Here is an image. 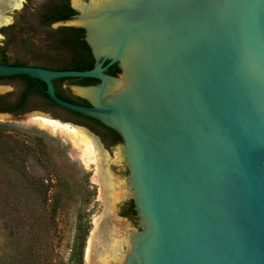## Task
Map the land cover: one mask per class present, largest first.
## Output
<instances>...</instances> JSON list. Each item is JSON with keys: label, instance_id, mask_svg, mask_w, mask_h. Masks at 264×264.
<instances>
[{"label": "water", "instance_id": "obj_1", "mask_svg": "<svg viewBox=\"0 0 264 264\" xmlns=\"http://www.w3.org/2000/svg\"><path fill=\"white\" fill-rule=\"evenodd\" d=\"M28 1L49 11L59 2ZM70 5L74 17L54 25L84 30L94 67L0 64V78L41 81L58 106L121 136L138 226L113 264H264V0ZM16 8L0 0L1 20ZM114 64L116 77L105 73ZM62 78L97 80L71 85L89 105L59 98ZM31 114L55 120L21 117ZM15 117L0 112V122Z\"/></svg>", "mask_w": 264, "mask_h": 264}, {"label": "rangeland", "instance_id": "obj_2", "mask_svg": "<svg viewBox=\"0 0 264 264\" xmlns=\"http://www.w3.org/2000/svg\"><path fill=\"white\" fill-rule=\"evenodd\" d=\"M47 11L49 10L23 0L19 8L4 14L3 19L6 24L0 26V51L7 59L46 65L51 68L71 61L72 57L67 54L66 49L56 43V39L64 38V34L58 31L59 27L53 24L48 28L43 23L42 14ZM24 88V83L19 79L6 80L0 84V97H3L5 102L14 103ZM28 107L31 110L24 113L53 111L52 117L64 122L58 117L65 118V114L50 109L40 97L32 95ZM21 114L23 113H17L12 121L0 123L23 130L42 132L51 139L53 145L65 149L67 159L75 164V168L81 173L79 175L69 173L71 187L68 191L59 190L61 197L64 195L66 197L62 198L64 206L56 213L50 210L51 202L47 205L43 204L35 195L2 190L1 186L6 187L9 178L0 179V264H73L70 262L71 248L76 235L77 222L81 216V221L87 228L82 262L98 264L94 256L90 260L85 257L89 241L96 230L95 224L103 220L107 208L102 187L96 181V166L83 165L77 157L79 152L63 135L43 129L30 120V115L21 117ZM108 152L110 157L106 167L112 180L114 179L113 183L118 193L112 203V213L117 218L114 223L122 224L120 236L126 238L133 232L134 224L119 218L117 213L121 205L119 203L129 195L128 175L123 172L125 165L121 159L120 146L112 147ZM34 172L40 174L37 168ZM86 175L88 184L84 188L81 178ZM54 191L51 190L52 195ZM51 200L54 201V196L50 197Z\"/></svg>", "mask_w": 264, "mask_h": 264}, {"label": "trees", "instance_id": "obj_3", "mask_svg": "<svg viewBox=\"0 0 264 264\" xmlns=\"http://www.w3.org/2000/svg\"><path fill=\"white\" fill-rule=\"evenodd\" d=\"M72 15L74 13L70 10L69 13H65L62 9L54 8L48 14L44 12L42 19L45 26L49 28L53 23L65 21L71 18ZM58 31L64 34V38L56 39V43L66 49L67 54L72 57V60L59 67L49 69L75 71L92 69L94 67V59L86 42L81 39L84 32L83 29L60 27ZM2 58H5L4 54H2ZM105 73L116 77L120 74V70L114 64L108 67ZM9 79L21 80L25 88L14 104L5 102V99L0 97V112L17 114L30 111L31 108L28 107L29 100L34 95L43 99L52 110H63L72 116L90 120L88 117L66 110L54 103L44 93L45 84L43 82L25 75H18L0 78V84ZM65 81H71L72 84L80 86L98 83L97 80L88 78H62L54 80L53 84L56 95L61 99L76 104L78 103L69 99L66 93L61 90V85ZM78 100L82 105H88L86 100L81 98ZM55 117L58 116L55 115ZM35 168L40 170V174L34 172ZM71 172L78 175L81 173L75 168V164L67 159L65 149L53 145L51 139L45 134L36 130H23L0 123V179L2 177L9 178V183H6V187L1 186L2 190H7L10 193L18 192L35 195L43 204L47 205L51 202L49 205L50 210L56 213L64 206L62 198L66 197L65 195L61 197L59 190L64 189V191H68L71 187L69 184V173ZM81 181L85 188L88 184V176H82ZM52 189L55 190L53 195L51 194ZM53 196L54 201H50V197ZM81 218L82 216L79 217V221L77 222L76 235L71 248L70 262L73 264H83V248L87 228L81 221Z\"/></svg>", "mask_w": 264, "mask_h": 264}, {"label": "bare ground", "instance_id": "obj_4", "mask_svg": "<svg viewBox=\"0 0 264 264\" xmlns=\"http://www.w3.org/2000/svg\"><path fill=\"white\" fill-rule=\"evenodd\" d=\"M13 7H19L21 0H7ZM20 2V3H19ZM1 17V16H0ZM3 22L4 19L0 22ZM90 40L94 44V30L91 29ZM30 120L43 129L63 135L79 152L78 158L86 166L89 164L96 166V181L102 187V193L106 199V213L101 222H97L96 230L92 234L88 245L86 256L87 260L94 256L98 264H111L122 252V247L128 245L125 237L120 236V228L122 224H115L117 218L113 215L112 203L116 200V187L113 183L111 175L106 167L108 156L100 148V144L96 138L82 128H73L67 125H61L58 121L52 120L48 116L42 114H31ZM117 221V220H116ZM94 230V229H93ZM92 261V260H91ZM87 262V261H86Z\"/></svg>", "mask_w": 264, "mask_h": 264}, {"label": "flooded vegetation", "instance_id": "obj_5", "mask_svg": "<svg viewBox=\"0 0 264 264\" xmlns=\"http://www.w3.org/2000/svg\"><path fill=\"white\" fill-rule=\"evenodd\" d=\"M66 4H67V7H66ZM55 8L56 9H60V10L62 9V10L65 11V13H67V12L69 13V10H70L75 15V10L71 7L70 0H59V2H58V4L56 5ZM48 12L49 11H47L45 13L48 14ZM74 15H72L71 18L74 17ZM82 34L83 35H82L81 39L85 41V32H83ZM86 45H87V43H86ZM88 48H89V46H88ZM90 52H91V50H90ZM2 54H4V53H2L0 51V64L15 65V66H35V67H42V68H46V69L51 68L50 66H46V65L31 64V63L21 62V61H10L6 57L3 59L2 58ZM93 59H94V57H93ZM94 63H95V60H94ZM71 85H72L71 81H65L61 85V90L66 93V95L69 97V99H71V100L77 102L78 104L82 105L81 102L78 100L80 97H77V96L73 95V93L71 92ZM85 86H88V85H85ZM16 102H14V103H16ZM52 112L53 111L49 112V114L52 115ZM61 112L65 114V118L61 117V118H58V119H61L64 122H69V123L81 126L83 128H86L90 132L91 135L92 134L94 135V136L93 135L92 136L94 138H96L97 141H98V144H100L102 146V148H100V149L103 152H105L108 157H110V153L108 151L112 147H115V146H118V145L120 146L122 144L121 136L116 131L106 127L105 125H103L99 121H96L94 119L91 120V118H89V117L88 118L90 120L83 119V118L76 117V116H72V115L68 114L67 112H65L63 110ZM76 123H78V124H76ZM123 170H124L123 172L127 173V175H128V169H127L126 166L123 167ZM115 189H117V187ZM119 204H121V205H120V208L118 210L117 216L119 218H121V219H124V220L128 221V222H133V224L138 226V216H137V213H136V210H135V204H134L133 198L130 195H127L126 198L122 202H120Z\"/></svg>", "mask_w": 264, "mask_h": 264}]
</instances>
